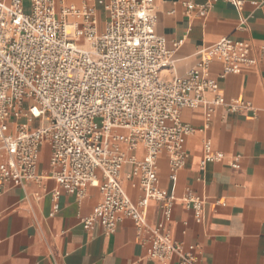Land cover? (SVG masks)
I'll return each instance as SVG.
<instances>
[{
	"label": "built area",
	"instance_id": "built-area-1",
	"mask_svg": "<svg viewBox=\"0 0 264 264\" xmlns=\"http://www.w3.org/2000/svg\"><path fill=\"white\" fill-rule=\"evenodd\" d=\"M184 6L188 16H205L209 4L186 1ZM98 8L105 12L101 29ZM155 27L154 0H0V186L39 181L38 162L48 145L50 176L60 188L78 200L87 186L100 192V201L80 219L85 229L98 225L109 233L129 218L138 235L149 234V258L199 264L196 246L174 239L167 228L176 197L159 187L157 160L167 156V175L174 181L188 155L183 137L194 130L180 120L182 108L203 105V128L210 125L215 106L252 109L248 101L226 100L208 68L220 62L223 78L243 65H256L257 58L248 41L223 36L178 75L174 50ZM35 119L39 122L32 127ZM139 144L142 157L129 156ZM223 158L205 138L200 165ZM126 162L132 164L126 177L141 190L137 199L122 186ZM232 165L238 166L237 157ZM51 196L52 214L59 189ZM179 199L201 221L204 199L190 190ZM151 201L161 208L155 225L147 222Z\"/></svg>",
	"mask_w": 264,
	"mask_h": 264
},
{
	"label": "crops",
	"instance_id": "crops-1",
	"mask_svg": "<svg viewBox=\"0 0 264 264\" xmlns=\"http://www.w3.org/2000/svg\"><path fill=\"white\" fill-rule=\"evenodd\" d=\"M186 1L208 2L206 15H186ZM240 1L236 6L230 0H154L156 32L174 50L176 74L192 69L199 51L223 36L248 41L250 54L257 58L256 65H243L223 78L220 62L212 61L208 68V76L220 80L218 92L226 100L248 101L252 109L215 106L210 125L203 128V105L182 108L180 120L194 130L183 137L188 155L174 181L167 175V156L157 160L159 187L176 197L167 228L174 239L196 246L199 264H264V0ZM97 15L103 23L102 8ZM205 138L224 158L201 166ZM127 153L141 158L143 146ZM235 157L238 166L232 165ZM49 169L45 145L38 162L39 181L0 186V264H163L147 256L149 234L138 235L129 218L109 233L98 225L85 229L80 219L100 201L98 188L87 186L78 200L57 185ZM131 169L130 162L123 164L122 186L137 199L141 190L126 177ZM54 188L59 189L58 209L51 214ZM187 190L204 199L199 222L179 199ZM160 218V205L151 201L147 222L155 225ZM165 264H176V258Z\"/></svg>",
	"mask_w": 264,
	"mask_h": 264
},
{
	"label": "rangeland",
	"instance_id": "rangeland-1",
	"mask_svg": "<svg viewBox=\"0 0 264 264\" xmlns=\"http://www.w3.org/2000/svg\"><path fill=\"white\" fill-rule=\"evenodd\" d=\"M24 12L25 13H29L30 12V8L28 6H25L24 7ZM102 17L103 16H101V19H103ZM99 22H100L99 25H100V29H101L102 28V25H103L102 20L101 21L99 20ZM27 104H28L27 102H24L23 108H25L27 106ZM99 120H100V118L99 117H96V121L99 122ZM38 122H39L38 119L33 120L31 122L32 127H36L37 124H38ZM40 156H41V154H40Z\"/></svg>",
	"mask_w": 264,
	"mask_h": 264
}]
</instances>
